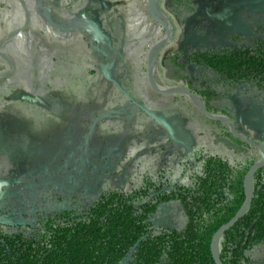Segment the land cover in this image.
Wrapping results in <instances>:
<instances>
[{
	"label": "rangeland",
	"instance_id": "obj_1",
	"mask_svg": "<svg viewBox=\"0 0 264 264\" xmlns=\"http://www.w3.org/2000/svg\"><path fill=\"white\" fill-rule=\"evenodd\" d=\"M220 1H198L197 13L187 22L186 42L207 38L202 45L225 47L233 32L247 35L253 20L264 14L263 0L248 5L250 8L243 7L238 13V18L245 16L241 21L234 19V13L230 18L216 20L210 14ZM96 3L102 6L106 25L102 26V18L93 8ZM166 4L167 0H159L160 9ZM148 5V0H0V192L6 189L3 197L36 186L82 196L111 186L129 188L131 182H138L140 172L174 168L193 146L243 160L214 142L210 122L189 99L150 87L147 54L162 38L164 28L152 18ZM227 9L232 11L233 5ZM114 20L118 21L117 28L110 24ZM127 21L136 27L132 32L137 43L136 56H125L120 48L119 37L124 38L129 31ZM205 22H211L212 28ZM192 26L205 33L197 34L190 30ZM185 30L184 23L174 22L172 37L158 56V79L167 86L161 66L166 52L176 50ZM204 34L207 37H202ZM115 55L121 65L128 64L130 72L133 70L129 94H124L112 79ZM18 91L37 94L50 104L41 107L12 99ZM235 109L237 123L250 130L249 136L245 132L242 136L253 141L259 121L238 104ZM257 113L262 117L260 108ZM150 115L154 119L147 117ZM154 120H159V124ZM136 121L166 137L151 141L143 127L135 129ZM9 161L13 166L10 173ZM16 222L17 218L0 217L3 224ZM182 222L176 205L164 207L156 218V223L164 226L178 227Z\"/></svg>",
	"mask_w": 264,
	"mask_h": 264
},
{
	"label": "trees",
	"instance_id": "obj_2",
	"mask_svg": "<svg viewBox=\"0 0 264 264\" xmlns=\"http://www.w3.org/2000/svg\"><path fill=\"white\" fill-rule=\"evenodd\" d=\"M93 8L106 25L102 6L96 3ZM197 9V0H167L161 8L172 25L185 24ZM110 24L117 28L118 21ZM128 24L127 35L119 37L120 48L123 55L136 56V27ZM231 41L208 49L178 42L160 66L169 86L196 95L207 112L228 117L237 132L232 104L260 108L262 126L255 132L264 146V18L249 35L234 33ZM112 59V79L129 94L133 70L121 65L116 55ZM207 120L214 142L242 161L193 146L174 168L140 172L129 188L111 186L89 196L39 186L11 192L0 201V217L13 214L18 222L0 223V264H216L212 237L242 206L243 179L259 155L225 124ZM169 205L181 210L178 227L156 223ZM218 253L222 264H264V166L252 177L249 210L222 234Z\"/></svg>",
	"mask_w": 264,
	"mask_h": 264
},
{
	"label": "water",
	"instance_id": "obj_3",
	"mask_svg": "<svg viewBox=\"0 0 264 264\" xmlns=\"http://www.w3.org/2000/svg\"><path fill=\"white\" fill-rule=\"evenodd\" d=\"M168 21H169V19H168ZM170 25L172 26L171 22H170ZM168 87L181 89L182 91L186 92L190 97H192L193 99L196 100V102H197V104H198V106L200 108V111L206 117H208L210 119L218 120L220 122L225 123L227 125V127L229 128L230 132L234 136H236L237 138L242 139V140L248 142L249 144L253 145L254 147H257L258 150H259V152H260V154H261V158L258 159V160H256L249 167V169L247 170V172H246V174L244 176V179H243V187H244V192H245V200H244L242 206L240 207V209L238 210V212L236 213V215L234 217H232L227 223H225L224 225H222L216 231V233L212 237V240H211V252H212V256H213L214 261H215L216 264H222L220 262L219 253H218V250L215 248V245L218 244V241H219L220 237L222 236V234L226 230H228L230 227H232L236 223V221L239 218H241L242 216H244L247 213V211L249 210L250 203H251V198H252V193L249 194L248 191H247V181H248V178L249 177H253L254 173L259 168H261V167L264 166V146H262L259 143H256L254 141H250V140H247L246 138H244L240 133H238L236 131V129L234 128V125H233L232 121L228 117L223 116V115H217V114H212V113L207 112L206 109L204 108L201 100L196 95L192 94L187 89H185L184 87H182V86H168ZM162 93H173V92L168 91V92H162ZM17 99H20L22 101L29 102V103L34 104V105H39L41 107H48L49 104H50L47 101H45L42 97H40L39 95H35L33 93H27V92L20 93ZM150 117H152L154 119V116L153 115H150ZM156 121H159V120H156ZM171 132L172 131L170 130V133ZM5 192H6V189L5 190H2L0 192V201H1V199H2V197H3V195H4Z\"/></svg>",
	"mask_w": 264,
	"mask_h": 264
},
{
	"label": "flooded vegetation",
	"instance_id": "obj_4",
	"mask_svg": "<svg viewBox=\"0 0 264 264\" xmlns=\"http://www.w3.org/2000/svg\"><path fill=\"white\" fill-rule=\"evenodd\" d=\"M199 0H197V4H198V9H199V2H198ZM254 2H263V0H250V1H248V2H246V3H244V4H240V3H236V2H234V1H232V0H222V1H220V2H218V3H216L217 5L214 7V13L213 14H210V13H208V14H210V16L213 18V19H216V20H218L219 18L221 19V18H230V17H232V15H233V13H234V15H235V17H234V19H237V20H240L241 21V18H243V17H245V16H241V18H238V13H239V11L243 8V7H246V8H250V7H248V5H250V4H252V3H254ZM230 4H232L233 5V10L232 11H230V10H226V8L228 7V5H230ZM251 6V5H250ZM198 9H197V11H198ZM235 10V11H234ZM229 11V12H228ZM197 13V12H196ZM195 13V14H196ZM194 14V15H195ZM193 15V16H194ZM212 15H214V17L212 16ZM192 16V17H193ZM255 16H257V15H255ZM254 16V17H255ZM192 17H190V18H192ZM189 18V19H190ZM251 18H253V16L251 17ZM264 18V14H261V15H259V16H257V19L254 21L253 19V23L248 27V29L250 30V32H251V29L253 28V26L254 25H256V24H258L262 19ZM189 19H187L186 20V23H185V26H186V30L184 31V33H182V35H181V37H180V41H179V43L181 44V46H185V47H187V48H203V49H208V48H220V47H208V46H204V45H202V44H204V42H206V41H208L207 40V38H196V40H195V42L194 43H191V42H186L187 41V36L189 35L188 33H186V32H188L189 30H188V26H187V22H188V20ZM232 21V19L229 21V22H231ZM210 23V26H211V28H212V25H211V22H205V23H203V24H209ZM229 24V23H228ZM196 28V26L194 27V26H192L191 28H190V30H192V31H195L197 34L199 33V34H203V33H205V32H199V31H196V30H194ZM211 28L209 29V30H211ZM247 29V30H248ZM250 32L247 34V35H249L250 34ZM234 33H239V32H233L232 34H231V36L234 34ZM212 34V33H211ZM241 34H243V33H241ZM195 35V34H194ZM208 35V34H207ZM244 35V34H243ZM246 35V36H247ZM231 36L229 37V43L227 44V46L228 45H230L231 43H232V41H231ZM202 37H207L206 36V34H204ZM181 40L183 41V42H181ZM206 40V41H205ZM238 103H236V104H232V106H233V108H234V115H235V107H236V105H237ZM239 106H240V108L241 109H244V110H247V111H249L251 114L253 113V115L256 117V119L259 121V124H260V127L262 126V117L257 113V108H249V107H243L242 105H240V104H238ZM236 119V118H235ZM236 123H237V121H236ZM237 125H238V128H239V132L238 133H240V134H242L243 135V133L245 132V134H248L247 136H249V132L248 131H250V130H248V127L247 126H244L243 124H238L237 123ZM250 128H251V126H249ZM259 127V128H260ZM251 139L254 141V142H256V143H259V144H261L262 146H263V144L260 142V141H258V140H256V132H255V137L253 136V137H251ZM258 151V150H257ZM258 155L259 156H261V154H260V152L258 151ZM4 217H11V218H16V215H13V214H6V215H4Z\"/></svg>",
	"mask_w": 264,
	"mask_h": 264
},
{
	"label": "bare ground",
	"instance_id": "obj_5",
	"mask_svg": "<svg viewBox=\"0 0 264 264\" xmlns=\"http://www.w3.org/2000/svg\"><path fill=\"white\" fill-rule=\"evenodd\" d=\"M148 3H149V5H148L149 12H150L152 18L155 21H157L159 24H161L164 28V34H163L162 38H160L158 41H156L150 47L148 54H147V79H148L149 85L152 89H154L157 92L162 93V92L170 91V92L179 93V94L185 96L200 111V108H199L196 100L193 99L192 97H190L186 92L182 91L181 89L168 87L167 85L159 82V79H158V75H159L158 55H159L160 51L162 50V47L164 46V44L166 42H168L170 40V38L172 37L173 31H172V26L170 25V22L168 21L166 15L161 11V9L159 7V0H148ZM12 36H14V35H12ZM10 38H11V36H10ZM35 95H37V94H35ZM247 191L249 194L252 193V177L248 178ZM215 248L218 250V244L215 245Z\"/></svg>",
	"mask_w": 264,
	"mask_h": 264
},
{
	"label": "crops",
	"instance_id": "obj_6",
	"mask_svg": "<svg viewBox=\"0 0 264 264\" xmlns=\"http://www.w3.org/2000/svg\"><path fill=\"white\" fill-rule=\"evenodd\" d=\"M8 40V39H7ZM190 102V101H189ZM192 104V103H191ZM194 106V105H193ZM201 112V111H200ZM202 113V112H201ZM147 117H150V116H147ZM154 121H156V120H154ZM137 123V125L135 126V129H139V127H143L142 125H144V122H142L141 123V125H140V121H136ZM157 122V121H156ZM158 123V122H157ZM139 124V125H138ZM159 124V123H158ZM161 125V124H160ZM170 126H173L172 124H169ZM169 126V127H170ZM162 128H163V130L164 131H166L167 133H168V131L166 130V128L164 127V126H161ZM146 131H145V133L144 134H146V136H148L147 138L148 139H150L151 141H154L156 138H158V137H166V135H165V133H161V131L159 132V131H153L151 128L149 129H147L146 127H143ZM173 128V127H172ZM162 134V135H161ZM169 134V133H168ZM169 136H170V134H169ZM152 138L154 139V140H152ZM188 151H189V149H188Z\"/></svg>",
	"mask_w": 264,
	"mask_h": 264
},
{
	"label": "built area",
	"instance_id": "obj_7",
	"mask_svg": "<svg viewBox=\"0 0 264 264\" xmlns=\"http://www.w3.org/2000/svg\"><path fill=\"white\" fill-rule=\"evenodd\" d=\"M242 135V134H241Z\"/></svg>",
	"mask_w": 264,
	"mask_h": 264
}]
</instances>
